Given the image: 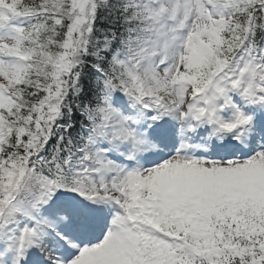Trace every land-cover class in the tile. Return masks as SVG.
Masks as SVG:
<instances>
[{
	"label": "snow or ice",
	"instance_id": "obj_1",
	"mask_svg": "<svg viewBox=\"0 0 264 264\" xmlns=\"http://www.w3.org/2000/svg\"><path fill=\"white\" fill-rule=\"evenodd\" d=\"M0 264H264V0H0Z\"/></svg>",
	"mask_w": 264,
	"mask_h": 264
}]
</instances>
